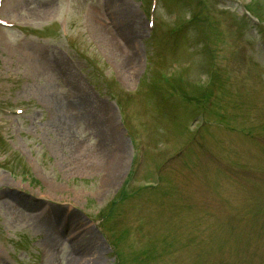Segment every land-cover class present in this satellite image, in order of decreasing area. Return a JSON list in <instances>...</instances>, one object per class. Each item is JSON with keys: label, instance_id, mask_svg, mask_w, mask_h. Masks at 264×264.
<instances>
[{"label": "rangeland", "instance_id": "1", "mask_svg": "<svg viewBox=\"0 0 264 264\" xmlns=\"http://www.w3.org/2000/svg\"><path fill=\"white\" fill-rule=\"evenodd\" d=\"M115 3L0 0V198L82 219L101 264H264V0ZM115 132L120 167L81 162ZM20 219L0 264H69Z\"/></svg>", "mask_w": 264, "mask_h": 264}, {"label": "bare ground", "instance_id": "2", "mask_svg": "<svg viewBox=\"0 0 264 264\" xmlns=\"http://www.w3.org/2000/svg\"><path fill=\"white\" fill-rule=\"evenodd\" d=\"M109 1L113 3L116 2V0ZM115 4L116 5L112 7L118 18H120L119 22H117L118 27L121 31L120 33L128 39L130 47L128 51H124L116 42L114 44V47L117 51L119 50L124 52L122 54L124 55L125 63L128 67L127 69H131V60L135 61L132 55L136 53L133 42V36L134 34L136 35V33L134 31L132 33V31H130L126 26L127 19H131L134 16L130 10V7L126 8L128 6H124L121 4L118 5L117 3ZM112 37H114V35ZM112 37L110 35V38ZM65 68L67 69L66 66ZM78 81L79 80L77 78L76 82ZM104 108L105 107L101 105L100 120L103 119ZM81 118L83 119V115ZM113 134V137L111 136V143L113 144V151L111 153L107 151L105 152L104 149L99 148L96 149V152L93 153L92 156H86L84 159L82 158L81 162H83L84 160L88 163L91 162L93 164L105 166L107 167V169H109L110 167H120L125 162V158L123 156V153L125 152L123 146L124 144L117 132ZM112 174H110L111 177L113 176ZM0 202L6 204V211L8 214H14L18 212L19 214H21L20 220L28 223H41L44 225V231L47 230L48 233V236L44 238V246L46 247L47 251L51 253L52 257H54L53 254L58 249L62 247H68V250H70L68 254L69 264H101L102 255L101 252L96 249V245L94 243L83 240V238L86 236L94 237L95 235L92 233L89 226H87V224L82 221V219L71 221V223L69 224L70 226L67 227H65L64 223H62L63 221L60 218H54V220L51 221V224H46L45 222L42 223V219H44L47 214L45 213V210L39 209L40 207H37L36 203L34 204L30 202L28 199L25 200L22 197L14 196L13 198L7 200V198L4 197L3 199L0 198ZM49 260L50 262H52L51 259Z\"/></svg>", "mask_w": 264, "mask_h": 264}]
</instances>
